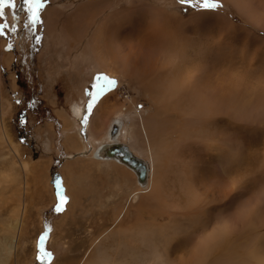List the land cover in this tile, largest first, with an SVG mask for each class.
I'll return each instance as SVG.
<instances>
[{"label":"rangeland","instance_id":"obj_1","mask_svg":"<svg viewBox=\"0 0 264 264\" xmlns=\"http://www.w3.org/2000/svg\"><path fill=\"white\" fill-rule=\"evenodd\" d=\"M90 1L75 17L56 16L52 34L44 10L65 11L81 0H44L42 23L35 26L28 24L23 0L0 16V243L14 233L10 226L22 224L6 264H84L95 237L116 248L120 228L132 237V264L185 263L192 252L200 256L218 226L226 237L211 261L240 236L264 233V28L249 23L228 0H219L222 7L215 10L195 0ZM147 4L150 9L142 11ZM98 6L103 13L91 19L88 12ZM155 10L163 15L154 16ZM88 26L95 30L86 34ZM158 28L162 35H154ZM127 63L145 76L144 87L124 72ZM103 76L117 85L97 79ZM185 78L199 87V98L174 91L170 80ZM149 91L152 99L168 95L156 105ZM132 102L157 125L151 121L148 126L155 127L139 126L132 135V119H121L119 142L154 167V192L129 205L136 175L92 156L109 141L115 112ZM75 107L86 110L84 135L91 139L84 153L77 128L63 120H73ZM4 134L33 170L24 174ZM61 196L67 202L56 211Z\"/></svg>","mask_w":264,"mask_h":264},{"label":"bare ground","instance_id":"obj_2","mask_svg":"<svg viewBox=\"0 0 264 264\" xmlns=\"http://www.w3.org/2000/svg\"><path fill=\"white\" fill-rule=\"evenodd\" d=\"M47 1V0H45ZM51 1V0H48V2ZM82 1L78 4H75L74 6H72L71 8L68 7L66 9H64L65 11H62L61 9H56L55 7H52V8H46L44 11L45 13H47L48 15V18H49V22H48V25H47V31L52 34L54 32V30H57L58 29H55L56 28V24L53 23V20L57 19L56 16H60V15H63L64 13L67 14V15H70V16H73V15H78L81 13L82 10H84L85 8L88 10V7H85L87 6L86 4L91 2L90 0L88 1ZM168 1V0H167ZM221 1V0H220ZM230 2V4L234 5L237 10L239 11V13L251 24H254L258 27H261V28H264V2L263 0L262 1H259V0H228ZM54 2V1H53ZM52 2V3H53ZM108 3V2H107ZM90 4V3H89ZM91 4H93L91 2ZM104 4V3H103ZM100 5V4H99ZM107 5V4H106ZM141 5V4H140ZM90 6V5H88ZM138 6V5H137ZM101 7L103 8L104 5ZM101 8V9H102ZM82 9V10H81ZM100 7L98 6L96 9H94V11H90L88 12V15L91 19H93L96 15H99L98 13H103V9L101 10ZM133 8H129L128 10H132ZM150 9V4L148 5H142L141 6V10L142 11H148ZM91 10V9H90ZM151 11V10H150ZM141 13V11H140ZM154 16H162L163 15V12L162 11H159V10H155L154 12ZM152 13V14H153ZM125 14V13H123ZM46 15V14H45ZM128 15V14H127ZM126 15V16H127ZM129 16V15H128ZM127 16V17H128ZM75 17V16H73ZM103 17H104V14H103ZM102 17V18H103ZM123 17V16H122ZM60 18V17H59ZM97 20H99L97 18ZM97 22V21H96ZM96 24V23H95ZM157 24V23H156ZM59 25V24H58ZM88 25V24H87ZM89 25L92 26V23L89 22ZM89 27L88 28H85L86 30V34L89 32V31H92L94 28L93 27ZM99 27V26H98ZM54 29V30H53ZM62 30V29H60ZM95 30V29H94ZM67 31V30H65ZM96 32H102L101 31V28H100V31L97 30L95 31L94 33ZM104 32V31H103ZM106 32V31H105ZM104 32V33H105ZM91 33V32H90ZM153 33V32H152ZM64 34V33H63ZM154 35H162V31L158 29H155L154 30ZM62 37V36H61ZM60 39V38H59ZM125 44V43H124ZM149 53H151V51L149 50ZM72 54H74L72 52ZM143 55L147 56L148 55V51H144L143 52ZM142 55V56H143ZM144 56V57H145ZM146 58V57H145ZM171 62H172V59H170ZM9 61H11V58L9 59ZM128 62V61H127ZM133 63V62H132ZM169 63V62H168ZM143 65V64H142ZM125 69H124V72H126V70L130 73V74H134V78L136 79V81H139L140 83V86H145V83H144V80H145V76H142L140 73H138L136 67L134 65H132L131 63H127L125 64ZM141 72V70H140ZM156 71H154L155 73ZM116 73V72H115ZM127 74V73H126ZM153 74V73H152ZM189 75V73L187 74ZM186 75V76H187ZM129 76V75H128ZM133 76V75H132ZM185 77V76H184ZM189 76H187L188 78ZM144 78V79H143ZM149 78V76H148ZM186 79V81L183 83H180L181 81L179 80V82L175 81V80H170L172 83L171 86L173 85V88H174V91H177V92H183V94H187L188 96H191L192 93H197L198 95V98H199V87L196 88V87H192V83L188 81V79ZM164 79V78H163ZM179 79V78H178ZM190 79L191 76H190ZM177 80V79H176ZM164 84V83H163ZM169 84V85H170ZM158 85V84H157ZM196 85V84H194ZM149 87V86H148ZM160 91V90H159ZM168 92H170L171 90L168 89L167 90ZM173 91V90H172ZM173 91V93H174ZM192 91L191 95L190 92ZM162 93V92H161ZM167 93V92H166ZM164 92L165 95L162 94V96H166L168 94H166ZM173 93H170L169 95H173ZM148 96L149 98H151V95L152 93L149 91L148 93ZM158 94V93H157ZM161 96V95H160ZM161 96V97H162ZM160 99L163 100L162 97ZM174 97V96H172ZM186 97V96H185ZM213 97V96H212ZM225 97V95H224ZM154 98V97H153ZM169 98V97H168ZM1 101H3V97L1 95L0 97ZM160 99H157V98H154L151 100H153L152 102L159 104V102L161 101ZM170 99V98H169ZM189 99V98H188ZM186 100V99H185ZM198 100V99H197ZM159 101V102H158ZM219 100H217L218 102ZM220 101H222L220 99ZM219 101V103H220ZM187 102V101H186ZM214 103L216 106L219 105V103L217 104ZM248 102V101H247ZM246 104H249L251 102H248ZM179 104V103H178ZM226 104V103H224ZM241 104V103H240ZM245 104V103H244ZM253 104V103H252ZM223 105V102L222 104ZM219 105V106H221ZM229 106L231 104H228ZM242 105V104H241ZM243 106V105H242ZM241 106V107H242ZM246 106V105H245ZM251 108V104L249 105ZM131 108H129L128 110H118L115 112V114H119L117 115L116 117V122L112 124L111 126V129L109 131V141L106 143V144H103L101 145L97 150H95V152L93 153V162H96V161H111V162H115L117 163L118 165L120 166H123L125 167L126 169H129L130 171H132L136 177H137V183H138V187H137V190L131 195V197L127 200L129 205L131 203H136L138 201V199L140 197H142L143 199L145 197H149L152 195V193L154 192V186H153V182L150 181L151 180V176H150V173L152 171V169L154 168L153 166H151V164H149V162H146V161H143L140 157H137V156H134V158H137L140 160V162L142 163V165H140L139 167H137V169H134L133 167H131L130 165H128L127 163H124L123 161V158H124V154L123 153H117L115 152L118 148L119 145H122L123 143H120L119 142V137H121V134H122V120L123 117L125 118V116H129L133 123H134V126L133 128H129L128 130H130L132 132V135L134 133V130L136 128H138L139 126H148L149 123L154 122V118H151V117H148L147 115V112L143 111L141 112L140 110H138L136 104L134 102H132V106H130ZM234 107V106H233ZM240 107V106H239ZM254 107V105H253ZM217 108V107H216ZM215 108V110H217ZM229 108V107H228ZM236 108V107H235ZM245 109H248V107H244ZM244 108L242 110H244ZM250 108V109H251ZM257 108V107H256ZM177 109V108H176ZM199 109V108H198ZM238 110V109H237ZM240 110V111H242ZM126 111H128L126 113ZM223 111V110H221ZM259 111V110H258ZM184 111H182L183 113ZM217 112H219V110H217ZM227 110L224 109V114H226ZM85 113H86V110L85 108H82V107H75L73 108L72 110V115H73V120L72 119H69L66 120V119H63L65 120V123L67 125H69L70 127H76L77 128V133L74 135L77 137V140L80 144V150L83 151L84 153V150L85 148H87V143H89L90 139H91V136H90V139L86 140L85 139V135H84V128H85V125H84V118H85ZM228 113V112H227ZM230 113H235L234 111L233 112H229ZM242 113V112H241ZM217 114H220V113H217ZM193 115L198 117L199 118V111H196V110H193ZM63 116V115H62ZM118 116H121L122 118H118ZM243 116V115H241ZM255 117L256 114H255ZM127 118V117H126ZM243 118V117H241ZM245 118V117H244ZM251 118V117H250ZM259 118V117H258ZM258 118H256L257 120H259ZM251 120V119H250ZM150 121V122H149ZM3 122V121H1ZM256 122V121H255ZM4 123V122H3ZM156 123V122H154ZM253 123V122H252ZM1 124V123H0ZM152 124V123H151ZM154 126L152 127H155L157 125L153 124ZM160 125V124H159ZM66 127V128H69V131H70V127ZM78 126V127H77ZM148 126V127H150ZM0 127H2V125H0ZM5 128V127H4ZM124 128V127H123ZM142 128V127H141ZM157 128V127H156ZM154 128V129H156ZM2 129V128H1ZM6 129V128H5ZM73 129V128H72ZM151 129V128H150ZM75 130V129H74ZM137 130V129H136ZM4 133V131H3ZM2 133V134H3ZM1 134V133H0ZM72 134V133H71ZM5 135V134H4ZM199 135V134H198ZM6 136V135H5ZM8 136V135H7ZM5 137L6 138V141H4V136H3V141L5 143H8L9 147L10 145L12 150V154L13 155H17V147H13V144H12V141L11 139H9L8 137ZM72 136V135H71ZM73 136V137H74ZM125 138V137H124ZM133 139V138H132ZM68 140V139H67ZM70 141V140H69ZM73 143V145L75 146L77 144V141H71ZM72 146V147H74ZM125 150L127 152H133L131 150V147L130 146H127L125 145ZM130 147V148H129ZM128 148V149H127ZM149 148V147H148ZM139 150V149H138ZM80 151V152H81ZM146 153V151H145ZM151 153V152H150ZM143 154V153H142ZM152 154V153H151ZM115 155V156H114ZM153 155V154H152ZM1 156V155H0ZM17 157L19 158V155H17ZM16 157V158H17ZM1 158V157H0ZM148 158V157H147ZM150 158V157H149ZM148 158V159H149ZM19 163H20V167L22 169V171L25 173L29 172L30 169H32L30 163H27V162H23L21 160V158H19ZM83 160V159H82ZM96 160V161H95ZM157 161V160H156ZM150 162L154 165L155 163H158L155 162L153 163V161L150 160ZM15 163V162H14ZM98 163V162H97ZM16 165V163L14 164ZM33 170V169H32ZM152 174V173H151ZM138 175L141 176V179H143V181H141L140 179H138ZM8 176V175H7ZM6 178H10L12 179V177H10V174L8 177ZM153 178V177H152ZM13 180V179H12ZM146 192H148V195L149 196H144L146 194ZM152 198V197H151ZM150 198V199H151ZM153 199V198H152ZM137 200V201H136ZM72 205V204H71ZM75 205V204H74ZM73 207V206H72ZM120 215V214H119ZM105 216V215H104ZM123 216H119L116 218V221H118V223L120 224L119 226H121V224L123 223ZM21 220H18L16 222L15 225H12L10 226L11 229L14 231V233L10 236H6V239L4 240L3 243H0V264H6L9 260V258H11L13 256V250L16 248V245H17V238H16V231L19 227H21ZM220 225V224H219ZM118 226V228H119ZM218 230L216 231V236L214 238H212L211 236H208V238L206 239V244L204 247H202L203 249L201 250L200 252V256H199V252L196 254L194 252H192L193 254L189 256V261L183 263L184 261V258H182L181 260H178V259H175L174 258V262L176 264H264V233H261V234H246L244 236H240V238H238L236 240L235 243H233L232 245H228L227 247L226 246H223L224 248H226L225 252L221 251L219 253V256L215 259V260H210L211 257L213 256L214 252L217 253V251L219 250V248L222 246V243L224 241V238L226 237V231L225 229H223L222 227H217ZM21 229V228H20ZM19 229V230H20ZM125 229L123 228H120L118 231H117V234L114 233L113 234V237L114 235H118L119 236V239H120V242H118V246L116 248L112 247V246H104L102 244H100L99 242H97L98 239H102V236L99 234L98 235V239L95 237L94 241L95 242V246H94V251L92 253V256L90 257V260L88 262H85L84 264H132V259H133V254L130 252V249H131V240H132V237L130 234H125L124 232ZM105 232V238H107L106 240H108L110 238L109 233H111V230L110 229H107ZM102 232V233H104ZM129 232V231H128ZM100 233V232H99ZM101 233V234H102ZM127 233V231H126ZM213 233V232H212ZM133 234V233H132ZM138 234L140 236V238H143L142 239V244H144L146 238H145V231H141V232H138ZM115 235V236H116ZM137 235V234H136ZM243 235V234H242ZM104 238V239H105ZM118 239V238H116ZM110 240V239H109ZM137 241V239H136ZM134 241V242H136ZM105 242V241H104ZM103 242V244H104ZM116 242V241H115ZM94 244V243H93ZM230 244V243H229ZM117 245V244H116ZM150 246V245H149ZM132 251V249H131ZM196 252V251H195ZM15 254V253H14ZM215 255V254H214ZM89 259V258H88ZM151 262V261H150ZM134 264V263H133ZM149 264V263H148ZM152 264V263H150Z\"/></svg>","mask_w":264,"mask_h":264},{"label":"snow or ice","instance_id":"obj_3","mask_svg":"<svg viewBox=\"0 0 264 264\" xmlns=\"http://www.w3.org/2000/svg\"><path fill=\"white\" fill-rule=\"evenodd\" d=\"M181 4L190 5L193 3V0H179ZM196 5L202 7L206 10H215L219 7H222V4L219 3V0H195ZM24 10L28 13V24L29 26H35L42 23L41 13L45 7L44 0H23ZM5 8H16L15 0H0V16L4 15ZM97 79H103L106 82L108 87H114L117 85V81L110 79L106 76L97 77ZM103 90V89H102ZM92 96V93H89ZM98 95V93H97ZM94 103V101H93ZM92 104H89L88 111L90 112ZM87 122V117H85L84 123ZM67 202V198L64 196L60 197L59 205L56 211L62 210L64 204ZM43 251V249H42ZM45 256H50V253L44 252Z\"/></svg>","mask_w":264,"mask_h":264},{"label":"water","instance_id":"obj_4","mask_svg":"<svg viewBox=\"0 0 264 264\" xmlns=\"http://www.w3.org/2000/svg\"><path fill=\"white\" fill-rule=\"evenodd\" d=\"M117 153H123L124 154V158L123 161L124 163H127L128 165H130L131 167H133L134 169H137V167H139L140 165H142V163L140 162L139 159L134 158L129 152H127L125 150V147L123 145H119L117 150L115 151ZM115 156V155H114ZM139 176V179L141 181H143V179H141V176Z\"/></svg>","mask_w":264,"mask_h":264},{"label":"crops","instance_id":"obj_5","mask_svg":"<svg viewBox=\"0 0 264 264\" xmlns=\"http://www.w3.org/2000/svg\"><path fill=\"white\" fill-rule=\"evenodd\" d=\"M130 148V147H129ZM134 153V152H133Z\"/></svg>","mask_w":264,"mask_h":264}]
</instances>
